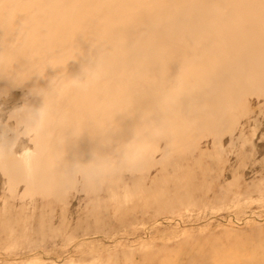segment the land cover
Returning <instances> with one entry per match:
<instances>
[{"label":"rangeland","instance_id":"1","mask_svg":"<svg viewBox=\"0 0 264 264\" xmlns=\"http://www.w3.org/2000/svg\"><path fill=\"white\" fill-rule=\"evenodd\" d=\"M0 45V264H264V0H5Z\"/></svg>","mask_w":264,"mask_h":264},{"label":"clouds","instance_id":"2","mask_svg":"<svg viewBox=\"0 0 264 264\" xmlns=\"http://www.w3.org/2000/svg\"><path fill=\"white\" fill-rule=\"evenodd\" d=\"M5 0H0V8L3 7ZM18 54V50L11 47L0 45V68H6L10 72L13 71V64L15 62V58ZM96 66L90 64L88 66H83V69L80 74L72 75L67 78H62L61 80L50 81L48 87L46 89L40 90L39 94L41 96H53L58 97L62 94V90L65 87V84L70 85L72 89L77 90H86L91 82V78H98L96 77ZM172 103V92L170 90H164L160 93L157 98V106L163 110L168 107L169 104ZM49 115V109L46 105L42 104V106L36 112V119L38 123L44 122ZM88 124L92 125L95 124L94 119L91 117L88 120ZM69 132L73 135L78 134V129L76 127H71ZM129 151L132 155L135 156H142L145 154V147L140 144L138 141L134 142L132 145L129 146Z\"/></svg>","mask_w":264,"mask_h":264}]
</instances>
